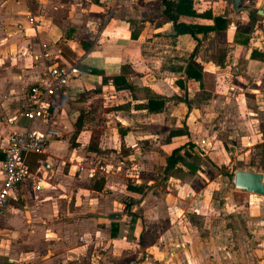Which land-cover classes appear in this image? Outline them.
Here are the masks:
<instances>
[{
  "label": "crops",
  "instance_id": "0c3cea01",
  "mask_svg": "<svg viewBox=\"0 0 264 264\" xmlns=\"http://www.w3.org/2000/svg\"><path fill=\"white\" fill-rule=\"evenodd\" d=\"M210 1L213 6L225 9V1L229 2L220 0L214 4L215 0ZM235 7L231 20L227 15L228 8L226 14L212 8L202 12L194 8L197 13L210 11L213 16L228 20L225 29L207 34L227 43L222 70L229 73L228 69H232V81L236 82L243 79L244 68L251 74L255 72L254 77H250V85L264 87V0H237ZM162 10L160 0H8L0 5V165L10 133L27 129L43 132L53 128L60 135L47 144L43 153L25 156L29 175L13 189L7 205L0 209V264H168L166 261L175 255L177 243L171 247V240L147 235L146 215L156 211V206L149 208V205L155 199L159 215L167 208L164 200L154 195L137 196L138 192L128 189L118 190L111 177L113 173L109 171H106L104 185L99 191L80 189L72 181L75 172L84 170L80 151L89 145L92 137L89 134L86 138L82 112L76 110L75 106H79L73 103L75 98L95 88L100 91L105 86L108 91L125 96V100L122 98L116 106L127 103L130 101L127 91H116L112 86L111 78L120 74L133 85L148 87L161 94L157 89L158 79L148 74L152 62H145V58L171 50L173 56L180 57L183 55L179 52L194 50L198 44L187 34H175ZM29 16L34 20L33 25L28 23ZM250 17L255 18L250 23L259 20L260 28L245 27L250 25ZM179 21L211 24L207 19L180 18ZM78 36L85 37L80 38L83 41H92L88 49L77 43ZM202 37L198 35L199 40ZM193 41L195 46H192ZM65 47L70 49L69 54ZM45 53L59 54L60 63H75L82 75L48 99L46 122L30 123L21 112L28 104V88L39 81L49 64L43 57ZM194 60L202 66L199 59ZM125 64L131 69L140 67L141 74L127 75ZM202 70L209 76L213 74L207 66H202ZM245 84L248 89L250 85ZM130 102L129 110L115 112L144 113L149 117L146 120L155 122L154 117L164 111L135 109L134 102ZM260 103L264 105V93L260 95ZM171 108L172 105L167 110ZM78 119L80 125L77 128ZM116 119L124 127L122 134L127 146L131 131L128 136L124 135L126 123L123 117ZM81 135H85L83 142L71 148L70 139L77 137L75 142H79ZM180 137L168 135L171 143ZM87 153L103 160L107 157L101 150ZM155 159V154L148 156V167ZM108 161L104 164L105 169H113L115 166ZM94 169L90 167L85 171ZM116 169L119 171L122 167ZM1 178L0 173V182ZM122 193L128 195L127 204L120 201ZM86 199L87 206L83 204ZM162 229L155 225L149 233L160 234Z\"/></svg>",
  "mask_w": 264,
  "mask_h": 264
},
{
  "label": "rangeland",
  "instance_id": "374dc122",
  "mask_svg": "<svg viewBox=\"0 0 264 264\" xmlns=\"http://www.w3.org/2000/svg\"><path fill=\"white\" fill-rule=\"evenodd\" d=\"M6 1L0 0V5ZM219 1L215 0L214 4ZM225 2L231 20L237 0ZM218 6H213L210 0H194V7L199 12L212 8L226 14V9ZM250 18L249 23L255 19ZM255 26L260 28L257 19L245 25L251 30ZM80 38L85 37L78 36L77 43L88 49L92 41ZM219 40L214 35H206L198 44L192 42V46L196 44L195 51L190 48L179 52L182 58H187L193 51L194 58L213 71L208 78L212 86L209 98L198 104L194 101L189 109L181 102H168L161 115L154 117L155 122L146 120L149 117L144 113L115 112L116 104L122 102V98L125 100V96L108 91L105 86L100 91L97 88L89 90L73 101L79 106L75 109L82 112L86 138L92 134V142L107 157L103 160L87 153L86 145L80 151L84 170L75 172L72 181L80 189L89 188L94 180L105 177L106 170L99 167L109 160L115 167L108 171L113 173L111 177L118 190L139 187L137 196L154 195L164 200L167 208L158 215V203L152 199L149 208L154 205L156 211L146 215L145 225L149 238L159 236L163 241L171 240V247L173 243L179 246H176L172 260L166 261L168 264H264V198L236 189L233 184L235 171L264 175V138L260 135V131L264 132V105L260 103L264 87L251 86L249 80L255 72L251 74L245 68L243 79L232 81V69H228L229 73L222 70L228 46ZM172 54V50L170 53L162 51L145 58V62H152L148 74L158 79V92L168 97L183 95V91L174 85L178 74L161 70L162 62ZM136 68L124 65L127 75L141 74L140 67ZM245 83L250 85L248 89ZM185 86L189 95L198 89L195 81H188ZM171 105L172 108L167 110ZM125 112L128 114L123 115ZM120 116L126 123L124 135L128 136V131L132 135L127 137V146L122 134L124 127L116 119ZM177 130L183 135L171 143L168 135ZM84 136L81 135L79 142H75L77 137H72L68 142L70 147L82 143ZM177 149L178 162L166 169V165L161 164ZM151 153L157 159L148 167L146 162ZM119 166L122 169L117 171ZM90 167L95 168L91 171L93 178L85 171ZM127 196L121 197L120 201L127 204ZM86 202L87 199L83 204ZM155 225L163 228L160 234L149 233Z\"/></svg>",
  "mask_w": 264,
  "mask_h": 264
},
{
  "label": "trees",
  "instance_id": "16d2710c",
  "mask_svg": "<svg viewBox=\"0 0 264 264\" xmlns=\"http://www.w3.org/2000/svg\"><path fill=\"white\" fill-rule=\"evenodd\" d=\"M163 6V15L167 18L168 22L177 35L187 34L191 36L195 41H199L198 35L206 36L211 32H220L227 27L228 20L221 16H213L210 11L203 13H197L194 8V0H160ZM180 18L187 20L207 19L211 21V24H200L199 22H183L179 21ZM195 51V50H194ZM254 57V52L251 54ZM161 70L173 74H178L175 80V85L183 91V95H171L164 96L155 93L148 87H138L129 83L124 74L116 75L111 78L112 86L116 91H127L130 101L134 102L133 107L135 109H146L149 112H161L165 108V104L168 102H181L188 109L191 104L196 101L198 104L201 101H205L209 98V89L212 88L211 83L208 82L210 77L206 72L202 70V66L196 62L192 55L187 58L168 56L162 62ZM193 80L198 83V89L189 95L185 84ZM106 83V79H103ZM128 101L125 104L115 106V110L126 109L129 110L131 102ZM78 119L76 124L77 128L80 125ZM264 137V132H262ZM171 136L183 135L181 130H177L170 133ZM93 138L89 140L88 151L99 153V146L92 142ZM191 146V144L189 145ZM179 150H173L171 154L166 158V169L173 167L178 162ZM104 185L103 178L94 180L93 184L89 187L92 190L99 191ZM129 191H139L137 188H128Z\"/></svg>",
  "mask_w": 264,
  "mask_h": 264
},
{
  "label": "built area",
  "instance_id": "2783aa9c",
  "mask_svg": "<svg viewBox=\"0 0 264 264\" xmlns=\"http://www.w3.org/2000/svg\"><path fill=\"white\" fill-rule=\"evenodd\" d=\"M28 23L34 24V20L30 16L28 17ZM43 57L49 60V64L45 67L44 74L39 81L28 88V104L21 112V115L30 123L36 120L46 122L44 119L48 112V99L59 94L71 81L82 75V71L75 63H60L59 54L50 55L45 53ZM59 136L58 131L53 128L45 129L43 132L27 129L8 135L6 146L3 149L4 158L0 165L2 176L0 182V209L7 205L13 189L24 182L29 175L25 156L43 153L47 144L54 139H58ZM99 169L106 170L104 166L99 167ZM91 171L94 170L88 172L89 177L94 176ZM35 188L36 190L39 189L38 186Z\"/></svg>",
  "mask_w": 264,
  "mask_h": 264
},
{
  "label": "water",
  "instance_id": "95a60500",
  "mask_svg": "<svg viewBox=\"0 0 264 264\" xmlns=\"http://www.w3.org/2000/svg\"><path fill=\"white\" fill-rule=\"evenodd\" d=\"M233 184L236 189L264 197V175L253 171H235Z\"/></svg>",
  "mask_w": 264,
  "mask_h": 264
}]
</instances>
